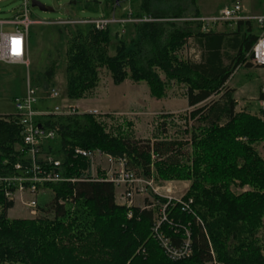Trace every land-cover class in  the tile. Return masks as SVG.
Listing matches in <instances>:
<instances>
[{"label": "trees", "instance_id": "1", "mask_svg": "<svg viewBox=\"0 0 264 264\" xmlns=\"http://www.w3.org/2000/svg\"><path fill=\"white\" fill-rule=\"evenodd\" d=\"M187 1L195 0H130L132 18L152 21L110 26L104 31L54 25L65 40V52L61 57L50 56L43 74L30 83L41 92L53 89L50 81L57 63H62L65 99L70 102L92 96L101 70L109 73L114 86L126 80L145 84L156 102L165 99L172 83L185 87L187 106L195 108L190 118L201 124L191 136L195 163L188 195L198 220L170 204L166 213L171 225L164 224L163 230L175 247L189 232L192 255L177 262L167 259L151 237L154 210L133 208L128 218L126 209L115 202V186L87 181L86 161L72 157L75 148L100 150L125 158L126 169L139 177H149L154 157L159 178L186 179L190 175L184 173L188 164L182 152L185 144L165 135L168 127L175 126L173 114L160 117L161 134L138 141L122 134L119 126L117 134L108 131L110 115L76 113L35 120L54 133L42 144L40 156L61 161V176L77 181L39 186L51 192V200L38 203L37 209L47 208L51 218L9 220L7 212L14 203L0 192V264H264V244L258 236L264 216V159L251 147L264 140V117L236 112L231 90L225 89L240 66L251 67L246 54L258 32L251 23H238L225 26L222 32L202 33L198 22L184 17ZM115 2L95 3L109 17L116 12ZM32 33L30 28L28 51ZM190 39L201 50L197 62L182 56ZM112 40L117 43L110 55ZM221 92L219 100L207 102ZM22 131L15 114L0 116V176L19 175L15 165H28ZM241 137L247 141H238ZM233 181L250 185L253 192L233 194L227 186ZM153 199L157 207L166 203L157 196Z\"/></svg>", "mask_w": 264, "mask_h": 264}, {"label": "rangeland", "instance_id": "2", "mask_svg": "<svg viewBox=\"0 0 264 264\" xmlns=\"http://www.w3.org/2000/svg\"><path fill=\"white\" fill-rule=\"evenodd\" d=\"M32 1V0H30ZM44 6L53 9L52 13L40 12L37 8H30L31 18L33 20H39L49 22L48 25H34L31 30L32 38L29 43V67L26 68L21 65L7 66L0 64V116H8L14 114L13 100L15 98L22 97L25 93L26 82L34 81L38 74H43L44 70L48 67L50 56L63 55L66 49L65 40L60 38L59 32L54 28L56 21L67 20V19H96L99 18L103 13L101 12V6L98 4L104 3V0H35ZM251 3L254 1L250 0ZM249 2V0H248ZM251 3H247L246 0H195L193 3L187 1L185 5L184 17L191 20L197 16L199 17H212L217 15L222 9L230 7L232 5L240 4L246 11ZM22 6V0H0V20L6 21L11 20L15 14L19 13ZM248 6V7H247ZM126 7V6H125ZM129 6H127L128 8ZM255 14V13H251ZM112 15V14H111ZM110 15V16H111ZM114 15L123 17V12H114ZM109 16V17H110ZM253 28L255 25L252 24ZM53 27V28H51ZM215 30L224 31L225 25H219ZM230 30H233L230 28ZM192 40V39H191ZM187 44L182 52V56L193 62L199 60V53L193 48L192 41ZM116 41L112 40V47L110 55H113V48L116 45ZM246 54V62L249 63ZM250 64V63H249ZM251 65V64H250ZM253 69H247L246 67H240L236 70L231 84H244L249 87V90L257 93V84L259 82L258 77L262 73L259 69L252 66ZM99 84L92 96L87 99H83L76 112L84 113L90 112L95 108L98 113L103 115H110L112 118L109 119L107 130L113 131L117 134L116 126L121 128V133L125 135H131L134 140L146 141L153 140L154 137L161 134L159 127L160 117L162 114H168L173 112L174 118L173 124L166 129V137L171 140H178L185 144L182 152L187 154L188 164L187 170L184 173H188L190 177L186 179H161L155 170L154 157L151 158V166L149 177H143L145 181L151 183V187L141 195H135L130 207L128 208L127 203L122 197V188H116L115 202L117 205L122 206L128 211L133 208L148 207L147 210H154V220L159 218L161 211L155 204L153 196H160L161 198H170L174 205H178L181 212L196 217V213L193 209V200L188 197L191 187L193 185V167H194V148L191 145L192 134L198 133L197 128L200 127V123L197 119L190 118V112L195 108H189L187 101L184 98L185 87L177 86L172 83L169 87L166 97L161 102L150 99L145 84L135 85L131 81L126 80L119 86L112 84L109 73L106 70H101L99 74ZM31 84V83H30ZM50 87H53L59 95L58 100L39 99L35 104L36 110L51 109L54 106L68 105L65 99V78L62 63H57V67L54 71V77L50 81ZM37 95L40 98H45L47 95L37 89ZM94 98V99H92ZM217 95L210 98V101H216ZM92 99V100H91ZM91 100V101H90ZM81 101V100H80ZM255 103V102H254ZM199 105L196 108H199ZM253 114L246 113L252 117H257L255 112ZM110 127V129H109ZM184 132H188L187 134ZM238 141L245 143L247 140L244 137L238 138ZM187 144V145H186ZM252 149L258 153L260 157L264 159V140L257 144L251 145ZM241 162H238V167L241 166ZM187 175V174H186ZM240 182L233 181L227 186L233 194L241 195L248 192H253L250 185L246 184L239 186ZM35 200L36 205L48 204L51 200V192L44 188L39 190L35 196L23 194L21 199L16 197L13 201L14 207L7 212V218L9 220H34L44 217L51 218L47 208L44 211L37 209V215L32 216L29 209L24 203ZM188 200H192V205L189 210L184 211L183 204ZM147 202V203H146ZM149 204V206H146ZM47 206V205H46ZM45 206V207H46ZM167 211V209H166ZM167 217V213L165 212ZM263 224L259 230V243L261 246L264 244V216L262 217ZM168 222L164 224L171 225V222L167 218ZM153 223V222H152ZM163 224V226H164ZM152 225V224H151ZM161 227V232L164 236L165 232ZM189 233V232H188ZM190 235V234H189ZM152 237V236H151ZM153 239V238H152ZM154 240V239H153ZM210 264H218L216 261Z\"/></svg>", "mask_w": 264, "mask_h": 264}, {"label": "built area", "instance_id": "3", "mask_svg": "<svg viewBox=\"0 0 264 264\" xmlns=\"http://www.w3.org/2000/svg\"><path fill=\"white\" fill-rule=\"evenodd\" d=\"M262 1L264 4V0ZM129 2L130 0H116L115 2L116 11L123 12V17L114 15L113 13L110 17L101 15L96 19H67L56 21L52 24L60 26H92L98 31H104L110 26L123 27L127 24L152 21L147 18H132ZM127 6L129 7L127 8ZM29 7H31V1L22 0L19 13L15 14L11 20H0V64L7 66L21 65L28 68V36L30 28L34 25L50 24L49 22L33 20ZM191 20L200 24L202 33L209 32L211 29L215 30L219 25L235 27L238 23L254 24L258 32L257 39L249 51L247 59L252 66L264 68V10L258 14H251L242 5L236 4L222 9L215 16L207 18L198 17ZM260 93L264 95V81L262 82ZM44 94L47 96L40 98L37 95V89L30 82H26L24 95L13 100L14 114L23 129L22 137L24 145L28 148L29 160L28 165L25 167L20 164L15 165L14 169L19 175L9 177L0 176V192H3L4 197L11 202L16 197L21 199L23 194L35 196L39 193L41 187L47 183L77 181L75 179H65L61 176V161L54 160L51 157L42 158L40 156L42 144L45 140L52 139L54 133L42 129L39 124L35 123V120L47 116H71L79 112H76L72 106L68 105L54 106L52 110H36L34 106L39 99H60V95L55 89L46 90ZM259 103L261 110L264 111V99L260 100ZM88 113L94 116H104L96 110ZM72 157L82 158L86 161L87 170L85 174L89 176V180L87 181H104L112 183L115 188H122V197L126 201L128 208L135 195H141L148 187H151L150 182L145 181L143 177L136 176L133 172L126 169L125 158H116L100 150H85L82 148H75L72 151ZM40 158L43 161L42 164L38 162ZM99 172L103 173V177L99 176ZM163 199L166 200V203L158 206L161 215L159 214V218L152 223L151 236L164 256L170 261L177 262L188 259L192 255V244L189 233L185 232V240L179 246L175 247L172 245L171 240L161 232L163 224L168 222L165 215L166 209L170 204H174L170 198L164 197ZM24 204L33 217L37 215L35 200ZM191 205L192 200H188L183 204L184 208L182 209L184 211L185 209L189 210ZM147 209L149 208L146 207L142 210ZM127 217H131L130 211H128Z\"/></svg>", "mask_w": 264, "mask_h": 264}, {"label": "crops", "instance_id": "4", "mask_svg": "<svg viewBox=\"0 0 264 264\" xmlns=\"http://www.w3.org/2000/svg\"><path fill=\"white\" fill-rule=\"evenodd\" d=\"M246 1H247V3H251L250 0H249V2H248V0H246ZM263 10H264L263 1L262 0H254L251 3V9H250V6H249L247 12L258 14V13L263 12ZM73 19H75V18H73ZM215 31L222 32V31H218V30H215ZM190 41H192L193 48H195L197 50V53L200 54L201 50L197 46V44L194 41V39H192V40L190 39L188 41L189 44L191 43ZM28 60H29V51H28ZM28 67H29V65H28ZM240 67H245V65H242ZM247 69H253V67H249ZM257 69L262 71V73L258 77L259 82L257 84V93H256V95H254V92L249 90V87L247 85H244V84H231V80L233 79L236 71L229 78V80L226 82L225 89L226 90H231V97H232V99L235 102V111L236 112H244V113H249V114H253L252 112H255L258 117L263 118L264 116L262 115L263 113H262V110H261V107H260V103H259L261 99H259V97L261 95V93H260L261 85H262V82L264 81V68H257ZM223 92H221L219 95H217V97H218L217 100H219V98L223 95ZM92 99H94V98H92ZM67 102H68V106H72L74 109H76V108H78V106L82 102H84V100L77 101V102H70V101L67 100ZM92 109L96 110L95 108H92ZM94 110H92V111H94ZM169 113L172 114L173 112H169Z\"/></svg>", "mask_w": 264, "mask_h": 264}, {"label": "water", "instance_id": "5", "mask_svg": "<svg viewBox=\"0 0 264 264\" xmlns=\"http://www.w3.org/2000/svg\"><path fill=\"white\" fill-rule=\"evenodd\" d=\"M31 7L32 8H37L40 12H44V13H52L53 12L52 8L44 6L43 4H41V3H39V2H37L35 0L31 1Z\"/></svg>", "mask_w": 264, "mask_h": 264}, {"label": "bare ground", "instance_id": "6", "mask_svg": "<svg viewBox=\"0 0 264 264\" xmlns=\"http://www.w3.org/2000/svg\"><path fill=\"white\" fill-rule=\"evenodd\" d=\"M163 229V228H162Z\"/></svg>", "mask_w": 264, "mask_h": 264}]
</instances>
